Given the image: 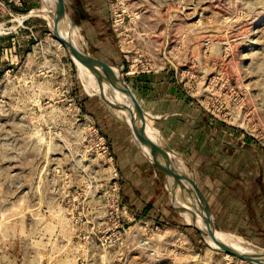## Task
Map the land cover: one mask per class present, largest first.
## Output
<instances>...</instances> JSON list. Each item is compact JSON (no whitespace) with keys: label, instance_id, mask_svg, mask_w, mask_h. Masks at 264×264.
<instances>
[{"label":"rangeland","instance_id":"374dc122","mask_svg":"<svg viewBox=\"0 0 264 264\" xmlns=\"http://www.w3.org/2000/svg\"><path fill=\"white\" fill-rule=\"evenodd\" d=\"M61 1L77 47L116 68L134 97L129 66L172 68L198 115L204 111L232 135L234 164H251L236 171L257 180L264 164V0H101L89 15L97 34L78 26L69 0ZM44 6L37 0L15 13L22 6L0 0V264H252L204 237L186 212L166 218L179 205L187 211L188 193L172 203L168 196L156 211L128 200L122 179L131 174L121 170L104 129L119 124L120 137L132 136L126 114L114 108L112 88L82 76L53 18L33 14ZM99 38L124 65L106 51L101 57L91 42ZM133 139L142 144L140 135ZM191 196L206 229L199 198ZM214 230L249 244L246 254L264 256V246L249 238Z\"/></svg>","mask_w":264,"mask_h":264},{"label":"crops","instance_id":"0c3cea01","mask_svg":"<svg viewBox=\"0 0 264 264\" xmlns=\"http://www.w3.org/2000/svg\"><path fill=\"white\" fill-rule=\"evenodd\" d=\"M100 1L69 0V10L78 26L91 28L97 34L94 27L98 26V22L89 15L99 11ZM22 2V8L15 9V13L37 6V0ZM91 42L95 50L102 53L101 57L106 51L105 56L112 58L117 65H124L122 55H113L107 41L99 38ZM129 73L144 117L160 134L175 168L184 177V196L186 192L190 194L188 191L195 193L192 187H196L205 207L203 211L199 199L201 211L209 217L215 229L243 235L264 246V164H259L257 180L251 181L248 172L241 175L236 171L249 170L251 164L247 165L245 160L240 161L242 167L234 164L230 147L232 135L229 131L219 130L218 122L204 111H199L198 115V104L179 85L172 68L155 64L147 71L133 69ZM116 128L113 131L104 126L113 156L121 170L124 167L131 174L123 173L122 179L123 185L131 189L126 195L128 200L135 204L152 205L150 211H156L159 204L166 203L168 196L171 203L173 199L178 200V194L164 171L146 155H139L143 147L133 139V131V137L130 135L127 138L125 131L120 137L121 125L117 124ZM173 209L168 211L170 215L167 213L168 220L174 216L173 213H185L180 205Z\"/></svg>","mask_w":264,"mask_h":264},{"label":"water","instance_id":"95a60500","mask_svg":"<svg viewBox=\"0 0 264 264\" xmlns=\"http://www.w3.org/2000/svg\"><path fill=\"white\" fill-rule=\"evenodd\" d=\"M54 6H55V13H54L55 26H54V28H55L57 34H59L60 40L65 45V47H66L68 53L70 54L72 60L74 61V63L77 61L80 64L91 69L92 71L96 70V69L101 70L104 72L103 73L104 76H103V79L100 78V80L111 81L110 80L111 77L107 73L108 72L107 68L109 67L108 65H106L102 61H99V60L92 58L91 56H89L88 54H86L85 52L80 50L71 37H67L65 39L61 37L59 30H60L61 25L65 21V17L67 16L66 10L64 9L61 0H54ZM122 86L126 88L127 92L130 95V98L132 99V107L130 109H128V111H130V113L132 114V121H134L136 126L133 128L131 127V130L133 131L135 137L140 135V139L142 140V145H144L150 149V151L152 152V157H153L154 161L164 171V173L168 177L174 191L176 193H178V191L181 192L178 195L180 197L183 196L185 187L182 183V180L184 179V177L175 168L174 163L172 162V159L170 157L169 150L163 144H159V143L153 141L152 139H150L148 137L147 127L148 126L151 127V126L149 125L147 120L144 118L143 113H142V109H141L136 97L131 96L133 94L131 91H129V89L126 85V82L123 80V78H122ZM115 107H116V109L119 108V109H122L124 111L127 109L124 106H114V108ZM188 192L190 194H192V191H188ZM194 192L197 195V197L200 199L202 210L205 211V207L203 206L202 197L199 193V190L196 187H195ZM181 208L184 212L186 211V209L184 207H181ZM190 212L193 216L192 225L204 237H210L213 239V241L215 243L222 246L221 250L225 251L226 253L232 254L233 256L238 257L244 261L252 263V264H264V256L257 255V254L251 255V254H246V253H239V252L232 250L230 247L224 245L222 242L216 240V237H215L214 232H213L214 228L211 227L212 224H211V221H210L208 216L203 218V220L206 224V229H207L206 231L196 227L195 226L196 213L194 211H190Z\"/></svg>","mask_w":264,"mask_h":264},{"label":"bare ground","instance_id":"6f19581e","mask_svg":"<svg viewBox=\"0 0 264 264\" xmlns=\"http://www.w3.org/2000/svg\"><path fill=\"white\" fill-rule=\"evenodd\" d=\"M45 6L40 9L39 11H34L33 14L35 15H41L43 17H47V18H53L54 20V13H55V6H54V0H44ZM61 30H62V37L65 39L67 37H71L73 39L74 34L76 33L75 29L69 25V23L65 20L64 23L61 25ZM77 30V28H76ZM61 32V31H60ZM74 40V39H73ZM77 62V61H76ZM77 64L79 65L80 69H81V74L82 76L86 79V77L89 74L94 75L98 80L100 78L103 79V71L101 70H91L89 68H87L86 66L80 64L79 62H77ZM107 73L110 75L111 77V81L108 80H102V87L104 88H112L114 91H116L118 94L121 95V98L124 97L123 99L126 100L127 102H129V104L125 103L123 100V102L120 101V99L116 96V94L114 93L113 90L109 89L111 94H112V101H116L117 104H119L118 106H124L127 109L124 111L122 110L123 114H126L127 120L129 122L130 127H135V123L134 121H132V114L130 113V111H128V109H130L132 107V99L130 98L129 93L127 92L126 88L122 86V74H120V72L113 67H108L107 68ZM106 73V72H105ZM94 79V78H93ZM93 81V80H92ZM105 90V89H104ZM103 90V92H104ZM103 94V93H102ZM106 96V95H105ZM134 97V95H131ZM105 98V97H104ZM104 100H107V98H105ZM110 101H108V104L110 105ZM147 134L148 137L150 139H152L153 141L159 143V139L157 138V132L152 128V127H147ZM141 141V140H140ZM161 144V143H159ZM141 147H143L145 149V153L150 156L152 155V152L150 151V149L144 145H140ZM172 152V151H171ZM176 155V154H174ZM179 155V154H177ZM171 157V156H170ZM173 159V158H172ZM178 166V165H177ZM185 183V182H184ZM187 184V183H186ZM188 185V184H187ZM185 187V186H184ZM186 188V187H185ZM189 189V188H188ZM180 193V192H178ZM187 193V192H186ZM187 199H189V204H188V209L186 212V214H188L189 220H190V224L193 222V216L191 214L190 211H194V207H195V202L193 201V197L189 194L188 196H186ZM186 208V207H185ZM197 219V218H196ZM195 226L203 229L204 231H206L207 229H205V227H203L199 222L195 223ZM214 235L216 237V239L220 240V242H222L224 245L230 247L232 250L239 252V253H246L247 251H249V249H251L250 245L245 243L244 241H241L239 239H236L233 237L232 240H228L226 239L221 232H218L216 230L213 231ZM222 240V241H221ZM232 245V246H230ZM252 250V249H251ZM251 255H254L252 253H250Z\"/></svg>","mask_w":264,"mask_h":264},{"label":"built area","instance_id":"2783aa9c","mask_svg":"<svg viewBox=\"0 0 264 264\" xmlns=\"http://www.w3.org/2000/svg\"><path fill=\"white\" fill-rule=\"evenodd\" d=\"M9 2L10 3H14L15 6H19V7H21L23 5L22 0H9ZM25 21H26V19H23L22 22H20V23L23 24ZM132 67H134V66H131V67L129 66V71L133 70ZM137 69H138V67L136 69H134V70H137ZM101 140H102L103 150L107 153L108 147H107V145L105 143V138L101 137Z\"/></svg>","mask_w":264,"mask_h":264},{"label":"trees","instance_id":"16d2710c","mask_svg":"<svg viewBox=\"0 0 264 264\" xmlns=\"http://www.w3.org/2000/svg\"><path fill=\"white\" fill-rule=\"evenodd\" d=\"M145 213H147V211L144 212V216H145Z\"/></svg>","mask_w":264,"mask_h":264}]
</instances>
